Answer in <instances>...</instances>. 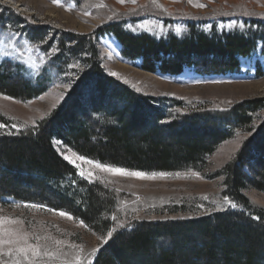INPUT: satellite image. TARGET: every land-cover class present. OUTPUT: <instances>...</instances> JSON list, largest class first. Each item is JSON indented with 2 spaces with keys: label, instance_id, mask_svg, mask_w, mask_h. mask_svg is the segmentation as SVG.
<instances>
[{
  "label": "trees",
  "instance_id": "trees-1",
  "mask_svg": "<svg viewBox=\"0 0 264 264\" xmlns=\"http://www.w3.org/2000/svg\"><path fill=\"white\" fill-rule=\"evenodd\" d=\"M14 20L26 24L23 17ZM0 25L9 23L0 19ZM26 31L33 40L46 41L44 27ZM104 35L117 40L126 60H140L143 70L170 76L190 68L205 76L239 73L241 60L259 41L196 29L184 39L157 40L128 33L119 25L88 36L53 35L49 45L57 42L60 52L81 54L84 70L73 81L64 108L37 127L17 130L0 114V204L11 199L65 211L102 236L115 229L94 264H264V209L242 194L249 185L264 192V121L238 161L219 173L226 176L222 197L236 207L196 219L119 226L113 217L122 196L81 179L56 151L54 140L84 158L132 171L200 172L222 143L239 130H253L256 114L264 111V99H259L226 110L184 113L181 101L141 95L104 70L96 43ZM60 60L58 55L51 62L57 69L42 70L35 78L11 74L0 64V92L20 100L39 98L59 75Z\"/></svg>",
  "mask_w": 264,
  "mask_h": 264
},
{
  "label": "rangeland",
  "instance_id": "rangeland-1",
  "mask_svg": "<svg viewBox=\"0 0 264 264\" xmlns=\"http://www.w3.org/2000/svg\"><path fill=\"white\" fill-rule=\"evenodd\" d=\"M196 4L204 7L194 6ZM18 16L26 19L25 25L13 24ZM0 19L9 23L5 28L0 25V64H6L9 73L35 78L42 70L57 69L51 62L58 55L61 58L57 63L59 75L39 98L20 100L0 92V114L17 130L37 127L55 111L62 110L70 99L73 81L84 70L81 54L60 52L57 42L49 45L52 36L60 33L88 36L110 25H119L137 36L148 34L157 40H167L170 36L184 39L190 36L192 29L211 36L241 34L255 37L259 39L258 47L241 60L240 72L225 76L199 75L192 68L179 76L150 73L142 69L140 60L123 58L122 48L113 36H99L96 43L101 65L107 74L117 73L118 76H110L141 95L181 101L184 113L226 110L245 101L264 99V0H192V3L189 0H136L135 3L131 0L125 3L118 0H59L58 3L53 0H0ZM31 26L46 29L48 34L44 43L33 40L27 31L24 32ZM5 96L10 99H4ZM263 121L264 111H260L255 116L253 130H239L232 139L222 143L203 171L188 170L165 173L164 176L143 172L146 176L157 174L154 179L102 171L95 167V163L100 162L76 159L81 155L61 141L54 140L53 145L63 159L68 156L76 161L73 164L64 159L78 171L81 179L100 184L122 196L115 217L119 226L136 221L196 219L233 208L229 200L222 197L227 189L226 176L219 173L238 161L240 152L258 135V127ZM88 160L94 163H87ZM244 168L249 173L248 166ZM81 171L84 176L80 175ZM242 194L254 207L264 209V192L249 185ZM4 202L6 204H0V216L23 221L22 225L5 224V228L22 227L30 234V239L31 234L51 237L47 241L51 249L59 248L67 253L66 258L70 261L79 255L81 264H94L110 239L85 224L81 226V221L75 217L69 220L59 216L58 210L26 208L24 205L30 203L11 199ZM106 238L107 243H103ZM57 240L61 241L59 245L54 243ZM96 249L99 251L94 256L89 255ZM63 259L53 260L50 264H62Z\"/></svg>",
  "mask_w": 264,
  "mask_h": 264
},
{
  "label": "snow or ice",
  "instance_id": "snow-or-ice-1",
  "mask_svg": "<svg viewBox=\"0 0 264 264\" xmlns=\"http://www.w3.org/2000/svg\"><path fill=\"white\" fill-rule=\"evenodd\" d=\"M54 3H58L59 0H53ZM119 3H125L126 0H118ZM132 3H135L136 0H131ZM155 2V0H153ZM189 3H192V0H189ZM196 7H204V5L196 4ZM55 51V49H53ZM5 58L7 60V53H5ZM110 75L118 76L117 73L113 72ZM4 99H10V97H3ZM55 107V105H53ZM4 125H0V128H3ZM73 155H76L75 153ZM64 159L68 160L69 163L75 164V160L71 159L68 156H64ZM76 159L83 160L85 159L82 156H77ZM87 163H94L91 160H88ZM79 167V165H77ZM96 168H100L102 171L112 172L123 176H134L141 179H154L157 174H153L152 176H146L143 172H128L122 168H114L111 166L102 165L100 163H95ZM81 176H84L85 173L83 171L80 172ZM89 176L92 174L89 173ZM158 175L164 176L165 173H159ZM179 175V174H177ZM198 176V174H196ZM227 200V197H225ZM231 207H236L235 204L228 201ZM26 208H43V205L37 204H26L24 205ZM48 211H56L55 209H47ZM61 217H66L69 220L74 219V217L65 212L59 211L57 213ZM115 219V217H113ZM81 226H85L84 222L81 221ZM5 224H23V221L14 220L11 218L0 216V264H50L51 261L61 259L64 257L62 264H81V257L79 255L75 256L74 261L68 260L67 253H63L59 248L56 250H52L47 241L51 240V237L45 236L41 237L37 234H30L23 231L21 228H5ZM123 226V225H121ZM115 229L109 231L107 233V238H111L113 236V232ZM107 238L103 240V243H107ZM35 241V242H31ZM42 241H44L42 243ZM56 245H59L61 241H54ZM99 249L94 250L93 253L89 255L94 256Z\"/></svg>",
  "mask_w": 264,
  "mask_h": 264
}]
</instances>
